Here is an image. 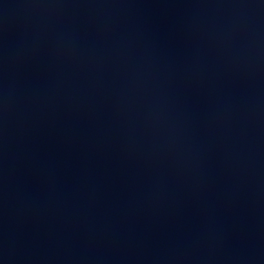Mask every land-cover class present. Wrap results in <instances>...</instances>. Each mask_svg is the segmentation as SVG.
Masks as SVG:
<instances>
[{"label": "water", "instance_id": "95a60500", "mask_svg": "<svg viewBox=\"0 0 264 264\" xmlns=\"http://www.w3.org/2000/svg\"><path fill=\"white\" fill-rule=\"evenodd\" d=\"M0 264H264V0H0Z\"/></svg>", "mask_w": 264, "mask_h": 264}]
</instances>
